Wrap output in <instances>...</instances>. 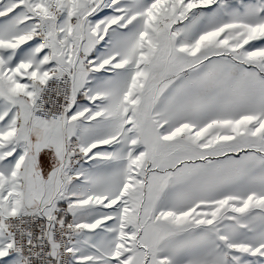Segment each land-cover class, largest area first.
Instances as JSON below:
<instances>
[{
    "label": "snow or ice",
    "instance_id": "snow-or-ice-1",
    "mask_svg": "<svg viewBox=\"0 0 264 264\" xmlns=\"http://www.w3.org/2000/svg\"><path fill=\"white\" fill-rule=\"evenodd\" d=\"M0 264H264V0H0Z\"/></svg>",
    "mask_w": 264,
    "mask_h": 264
}]
</instances>
